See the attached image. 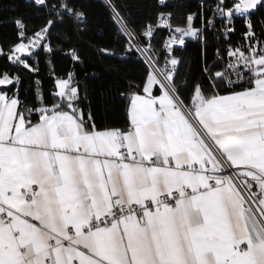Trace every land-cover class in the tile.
<instances>
[{"label":"snow or ice","instance_id":"obj_1","mask_svg":"<svg viewBox=\"0 0 264 264\" xmlns=\"http://www.w3.org/2000/svg\"><path fill=\"white\" fill-rule=\"evenodd\" d=\"M28 2L41 23L0 36V264H264V0H144L139 22L103 0L119 48L96 55L141 66L122 123L56 36L87 30L85 4Z\"/></svg>","mask_w":264,"mask_h":264},{"label":"trees","instance_id":"obj_2","mask_svg":"<svg viewBox=\"0 0 264 264\" xmlns=\"http://www.w3.org/2000/svg\"><path fill=\"white\" fill-rule=\"evenodd\" d=\"M88 12L87 30L81 35L76 33L71 22L58 26L56 36L60 40H71L76 44L84 56L85 63L78 70L91 93V98L100 119L122 123L124 120L123 103L119 98V91L123 89L127 77L138 76L141 66L135 57L122 58V54L108 58L99 57L95 52V45H111L116 47L114 39L115 25L111 23L103 7V0H81ZM177 14L187 9H195L198 0H169ZM132 18L139 22L148 12L144 0H128ZM23 16L30 25H39L42 17L29 7L28 0H0V36L10 35L14 28L12 23L16 17ZM180 55L186 58L196 56V47L190 43L188 49ZM57 71H63L69 66V61L59 51L54 58ZM85 73H88L85 76ZM49 81H45L47 87Z\"/></svg>","mask_w":264,"mask_h":264}]
</instances>
